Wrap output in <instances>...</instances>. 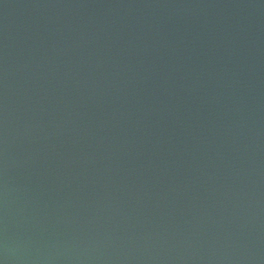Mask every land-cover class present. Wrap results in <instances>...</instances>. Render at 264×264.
Masks as SVG:
<instances>
[{"label": "water", "instance_id": "water-1", "mask_svg": "<svg viewBox=\"0 0 264 264\" xmlns=\"http://www.w3.org/2000/svg\"><path fill=\"white\" fill-rule=\"evenodd\" d=\"M5 221L9 264H264V0H0Z\"/></svg>", "mask_w": 264, "mask_h": 264}, {"label": "clouds", "instance_id": "clouds-1", "mask_svg": "<svg viewBox=\"0 0 264 264\" xmlns=\"http://www.w3.org/2000/svg\"><path fill=\"white\" fill-rule=\"evenodd\" d=\"M5 167H7V161L5 160ZM7 193L5 192V196ZM11 249L9 247L8 238H7V222L5 221V236L2 245V255H0V264H9Z\"/></svg>", "mask_w": 264, "mask_h": 264}]
</instances>
